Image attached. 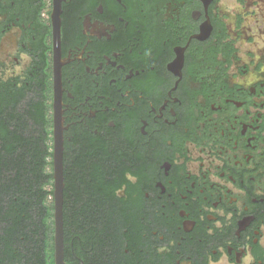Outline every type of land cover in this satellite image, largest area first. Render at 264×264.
Masks as SVG:
<instances>
[{
  "label": "flooded vegetation",
  "instance_id": "af4514ba",
  "mask_svg": "<svg viewBox=\"0 0 264 264\" xmlns=\"http://www.w3.org/2000/svg\"><path fill=\"white\" fill-rule=\"evenodd\" d=\"M58 73L90 264H264V0H0V100L48 99L53 152Z\"/></svg>",
  "mask_w": 264,
  "mask_h": 264
},
{
  "label": "trees",
  "instance_id": "16d2710c",
  "mask_svg": "<svg viewBox=\"0 0 264 264\" xmlns=\"http://www.w3.org/2000/svg\"><path fill=\"white\" fill-rule=\"evenodd\" d=\"M45 88L48 94L51 85ZM20 89L14 90L11 114L0 100V264H55L53 137L43 110L48 99L44 103L31 95L24 112L21 100L29 93ZM82 180L65 171V260L70 264H81L73 248L90 264L80 243L86 246L87 236L103 232L93 221H107L105 211L73 203Z\"/></svg>",
  "mask_w": 264,
  "mask_h": 264
},
{
  "label": "water",
  "instance_id": "95a60500",
  "mask_svg": "<svg viewBox=\"0 0 264 264\" xmlns=\"http://www.w3.org/2000/svg\"><path fill=\"white\" fill-rule=\"evenodd\" d=\"M57 70V69H56ZM59 71V68H58ZM60 74L56 76L55 82V127H54V220H55V264H67L65 262V223H64V134L63 122L60 118L61 98Z\"/></svg>",
  "mask_w": 264,
  "mask_h": 264
}]
</instances>
